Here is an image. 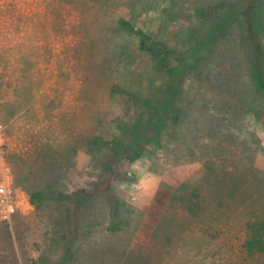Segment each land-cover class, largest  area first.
<instances>
[{
	"label": "rangeland",
	"instance_id": "374dc122",
	"mask_svg": "<svg viewBox=\"0 0 264 264\" xmlns=\"http://www.w3.org/2000/svg\"><path fill=\"white\" fill-rule=\"evenodd\" d=\"M214 1L0 0V264H78L84 255L93 264L133 255L152 264H264V236L263 249L244 250L249 225L264 220V104L246 107L253 94L241 18L183 82L177 102L187 119L169 121L158 144L133 161L91 144L140 115L123 91L150 96L171 61L142 51L121 22L177 54L206 28L192 7ZM235 178L246 191L231 198ZM47 184L53 194L33 204L28 192ZM98 186L110 194L84 196ZM193 187L208 200L197 217L204 221L189 225L182 208L164 209L162 219L186 218L190 228L160 261L151 236L160 188L178 195ZM115 204L123 224L111 235Z\"/></svg>",
	"mask_w": 264,
	"mask_h": 264
},
{
	"label": "trees",
	"instance_id": "16d2710c",
	"mask_svg": "<svg viewBox=\"0 0 264 264\" xmlns=\"http://www.w3.org/2000/svg\"><path fill=\"white\" fill-rule=\"evenodd\" d=\"M263 1L215 0L212 3H196L192 7L193 13L206 24V28L203 35L189 49L179 53L176 52L177 54H173L163 46L161 47L159 44L150 41L148 36L140 29L132 27L128 21H122L121 25L125 30L133 32L140 38L142 51H153L158 55L168 57L171 59L170 62L172 64L169 62L165 67V83L161 87L154 89V91H151V89L149 91L150 96H146L145 99L134 92H130V90L123 91L132 101L138 103L143 111L131 124L121 121L118 127L120 130L118 136H110L107 141L96 138L91 144L97 147L107 146L110 153L117 156V158L128 157L130 161H133L139 157L145 145L149 143L158 144L159 138L163 130L167 128L169 121L174 125L184 122L187 119L186 113L177 102V96L180 93L182 94L183 82L188 78L192 70L205 62L212 52L214 45L228 33L230 27L238 18H241L245 25L246 32L244 38L250 46L247 79L251 85L253 99H255L248 100L246 107L247 110H252L256 104H264V49L259 40L260 35L264 37ZM119 90V85L114 84L110 89V94L112 96L117 95L119 94ZM207 168L210 169L209 167ZM229 181L231 185V188L229 187V197H234L235 193L240 195L245 193L246 190L239 180L235 178L229 179ZM255 188L258 190V187L255 186ZM185 190L186 188H183V192L177 195L168 194V191L160 188V191H163L165 200L163 208L157 209L154 212L158 215V218L154 219L155 223H152L151 232V236L156 242L157 258L160 261L164 256L172 254L175 241L179 237L181 238L180 235L190 228L186 227L188 224L185 221L186 218L168 216V218L164 217L162 219L164 209L174 210L175 206L182 208L187 212V218H190L187 220L189 225L195 222V219L204 221L201 219L203 216H199V219L197 217L207 207L208 200H206L205 204L204 199L206 198L202 197L201 190L198 187H193L189 193ZM98 191L110 194L106 186H98L94 191L85 192L84 196L94 200L95 194ZM160 191L157 193V196H159ZM50 193L53 194V191L49 184L44 188L33 189L28 192L30 201L36 205H41L47 201ZM251 194H247L250 195L249 198H251ZM121 208L123 206L117 204L113 207L111 226L109 228L110 232H112L111 235H116L118 227L120 224H123L122 220H117L115 217ZM209 228H211L210 224L206 229L208 230ZM249 228L251 234L244 244V250L250 256L256 249H263L264 220L253 222L249 225ZM150 257V255H133L122 264H152ZM93 263V257H88V255L80 257L78 262V264Z\"/></svg>",
	"mask_w": 264,
	"mask_h": 264
},
{
	"label": "built area",
	"instance_id": "2783aa9c",
	"mask_svg": "<svg viewBox=\"0 0 264 264\" xmlns=\"http://www.w3.org/2000/svg\"><path fill=\"white\" fill-rule=\"evenodd\" d=\"M0 130H1V125H0ZM3 193H4V189L0 187V195L2 196L1 203H3L5 199Z\"/></svg>",
	"mask_w": 264,
	"mask_h": 264
}]
</instances>
